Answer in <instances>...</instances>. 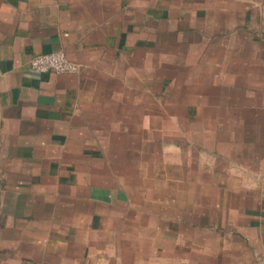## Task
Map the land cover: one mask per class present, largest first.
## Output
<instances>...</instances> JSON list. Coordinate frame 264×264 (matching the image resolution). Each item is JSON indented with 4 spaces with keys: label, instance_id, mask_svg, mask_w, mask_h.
<instances>
[{
    "label": "crops",
    "instance_id": "1",
    "mask_svg": "<svg viewBox=\"0 0 264 264\" xmlns=\"http://www.w3.org/2000/svg\"><path fill=\"white\" fill-rule=\"evenodd\" d=\"M0 264H264V0H0Z\"/></svg>",
    "mask_w": 264,
    "mask_h": 264
},
{
    "label": "built area",
    "instance_id": "2",
    "mask_svg": "<svg viewBox=\"0 0 264 264\" xmlns=\"http://www.w3.org/2000/svg\"><path fill=\"white\" fill-rule=\"evenodd\" d=\"M29 72L31 74L53 73L60 75L76 74L80 65L69 60L62 51L38 55L29 60Z\"/></svg>",
    "mask_w": 264,
    "mask_h": 264
},
{
    "label": "rangeland",
    "instance_id": "3",
    "mask_svg": "<svg viewBox=\"0 0 264 264\" xmlns=\"http://www.w3.org/2000/svg\"><path fill=\"white\" fill-rule=\"evenodd\" d=\"M257 64H258V63L256 62V63H255V70H256V72H257V70L260 71V70L262 69V68H261V64H260V65H257ZM193 78L195 79L196 82L198 81V76H194ZM178 79H179V81H180V84H182V83L184 82V77H179ZM182 94H183V93H181V92H177V93L174 92V96L178 98L177 100L182 99V96H183ZM190 95L192 96V98H193L195 101H197V98H195V97H196V94H195V93H194V94L192 93V94H190ZM228 112H229V111H228ZM228 112H227V110H226L225 112L223 111V114L226 115ZM258 113H259V112H258ZM173 115L181 116V115H182V109H180V110H175ZM259 115H260V113H259ZM166 127L171 128V129H174V128H181V129H182V126L176 127V126L166 125ZM171 133H172V134H177L178 131H177V130H171Z\"/></svg>",
    "mask_w": 264,
    "mask_h": 264
}]
</instances>
